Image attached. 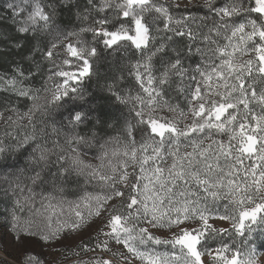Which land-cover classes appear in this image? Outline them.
<instances>
[{
    "label": "snow or ice",
    "instance_id": "snow-or-ice-1",
    "mask_svg": "<svg viewBox=\"0 0 264 264\" xmlns=\"http://www.w3.org/2000/svg\"><path fill=\"white\" fill-rule=\"evenodd\" d=\"M0 94V264H264V0H4Z\"/></svg>",
    "mask_w": 264,
    "mask_h": 264
},
{
    "label": "rangeland",
    "instance_id": "rangeland-1",
    "mask_svg": "<svg viewBox=\"0 0 264 264\" xmlns=\"http://www.w3.org/2000/svg\"><path fill=\"white\" fill-rule=\"evenodd\" d=\"M3 3H4V0H0V7L3 6ZM0 95H3V94H0ZM158 250L163 251L164 249L163 247H160Z\"/></svg>",
    "mask_w": 264,
    "mask_h": 264
},
{
    "label": "trees",
    "instance_id": "trees-1",
    "mask_svg": "<svg viewBox=\"0 0 264 264\" xmlns=\"http://www.w3.org/2000/svg\"><path fill=\"white\" fill-rule=\"evenodd\" d=\"M102 71H103V69H102Z\"/></svg>",
    "mask_w": 264,
    "mask_h": 264
}]
</instances>
